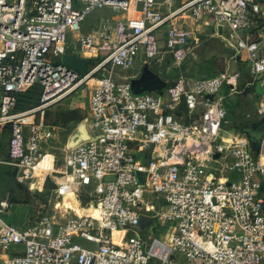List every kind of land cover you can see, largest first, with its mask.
<instances>
[{"label":"built area","instance_id":"obj_1","mask_svg":"<svg viewBox=\"0 0 264 264\" xmlns=\"http://www.w3.org/2000/svg\"><path fill=\"white\" fill-rule=\"evenodd\" d=\"M263 2L0 0V169L29 193H52L54 205L18 228L3 219L12 204L0 190L2 264H170L175 253L187 264H264V95L256 120L243 122H263L255 153L243 128H224L220 90L235 86L237 73L180 78L140 95L129 86L139 74L113 78L115 68L141 62V72L164 56L179 65L197 28L219 26L233 58L244 55L252 85L264 88V40L251 36ZM104 7L121 15L80 34L86 15ZM65 53L89 67L80 74L61 65ZM32 88L38 105L17 110ZM74 96L87 97V137L65 143L56 163L43 115ZM70 195L76 209H55ZM141 216L152 219L142 232Z\"/></svg>","mask_w":264,"mask_h":264},{"label":"rangeland","instance_id":"obj_2","mask_svg":"<svg viewBox=\"0 0 264 264\" xmlns=\"http://www.w3.org/2000/svg\"><path fill=\"white\" fill-rule=\"evenodd\" d=\"M116 15H121V12L114 13L107 7L95 9L86 15L84 20L81 22L79 33L92 34L99 29L105 18H111ZM187 23H189V21H187ZM261 26L264 28V20L262 21ZM75 35L76 34L70 32L66 33L68 44H75ZM193 38L194 40L188 51L186 59L179 65L173 64L170 57L164 56L162 60L156 59L148 64L149 66L147 67L168 84L176 83L180 78L193 80L204 79L218 75L226 70L230 73H237L238 78L233 89L231 90L228 86L223 85L220 90V96L223 98V106L227 112L226 119L224 121V128L227 132L234 131L238 129L237 126L239 124L246 120L245 116L247 114L252 117H256L258 100L264 95V88H261L258 83L252 85V78L248 73V63L246 59L242 57L243 55L233 58V51L225 42L227 34L221 27L210 26L197 28V31L193 34ZM64 55L74 56L69 53H65L62 56ZM62 56H60L59 63L66 66L63 62H61ZM89 64L90 62L87 66H85V68H88ZM141 65V62H138L133 70L115 68L113 78L116 79L117 76L135 77L139 74ZM66 67L69 68L68 66ZM34 95L35 94L32 93L28 94V99H30L29 104L25 105L19 103L21 106H25L18 110L24 111L36 107L38 105V101L36 102ZM86 101V97L74 96L51 105L44 112L43 123L54 127L56 137L52 146L54 147L53 152L56 155V163L61 161L62 146L65 143H69V141L73 138L72 135L74 131L78 130L83 121L81 119L79 122H64L60 120L59 117L63 113L73 111L78 112L81 118L84 119L87 116ZM138 182L143 184L144 176H139ZM5 186L6 187L3 193L9 195V201L11 203L27 205V211L29 213L28 222L32 221L33 216H35L37 212L41 211L42 208L45 207V209L48 210L50 208H54L52 193L47 191H36L33 194L29 193L22 185L15 182L11 174L10 180L5 183ZM15 211L17 212V220L22 217V221H25V216H20L16 207H11L7 212H9V215L14 216ZM6 218L7 217L4 218L3 216L4 220H6ZM26 225H28V223ZM77 242L84 247H92V244L85 241L78 240ZM150 263L157 264L155 260H151ZM0 264H2L1 260ZM170 264L187 263L180 253H175L174 259Z\"/></svg>","mask_w":264,"mask_h":264},{"label":"water","instance_id":"obj_3","mask_svg":"<svg viewBox=\"0 0 264 264\" xmlns=\"http://www.w3.org/2000/svg\"><path fill=\"white\" fill-rule=\"evenodd\" d=\"M61 62L80 74L84 73L85 66H87V64L89 63L88 60L80 59L77 56L66 55L61 57ZM129 86L132 93L135 95H140L144 92H156L160 94L163 89H165L167 84L156 73L149 70L147 66H144L137 78L129 80ZM208 99L211 100L212 97L208 96ZM262 123V120H258L250 122L243 127V131L247 134L251 148L255 153H257L258 151ZM80 129L81 130H79L78 135L70 140V145H76L80 140H84L87 137L83 124H80ZM217 157L218 155L216 154L214 158ZM44 187L47 190L53 189V186L50 185V182L48 180L44 183ZM151 221V218L141 216L138 222L139 230L142 232L146 227L149 226Z\"/></svg>","mask_w":264,"mask_h":264},{"label":"crops","instance_id":"obj_4","mask_svg":"<svg viewBox=\"0 0 264 264\" xmlns=\"http://www.w3.org/2000/svg\"><path fill=\"white\" fill-rule=\"evenodd\" d=\"M261 16H262V20H264V2L262 4V15ZM252 30H253V33L251 34V36L253 39L262 40V41L264 40V28L259 23H257V22L254 23V25L252 26ZM242 57L245 58L244 55ZM166 84H168V83L166 82ZM233 87H229V88L232 90ZM84 97H86V96H84ZM86 103H87V101H86ZM86 113H87V107H86ZM254 119L256 120V117L251 116V120H254ZM243 122H245V121H243ZM10 174H11L10 170L3 169V168L0 169V190H1V194H5V193H3L5 190V187H6L5 183H7L10 180ZM11 204H12V207H16V209L19 211L20 216H22V215L25 216V221H22V217H21V219L17 220V214H16L17 212L16 211L14 212L15 213L14 216L9 215L8 214L9 212L5 213L4 218L7 217L6 220L8 222L6 220L5 221L7 223L15 225L19 228H24L26 226V224L30 222V221L28 222L29 213L27 211V205L18 204V203H14V204L11 203ZM3 259H4V256L0 253L1 262Z\"/></svg>","mask_w":264,"mask_h":264},{"label":"trees","instance_id":"obj_5","mask_svg":"<svg viewBox=\"0 0 264 264\" xmlns=\"http://www.w3.org/2000/svg\"><path fill=\"white\" fill-rule=\"evenodd\" d=\"M262 21H263L262 19H258L257 23H259L261 25ZM31 93L35 94L34 98L36 99V102L38 101V95L39 94H38L37 88H32V89L26 91L25 93H23V94H21V95H19L17 97V104H16L17 110L20 109L21 107H24L26 104H29L30 99H28V94H31ZM19 103H22V104H25V105L21 106V104H19ZM59 118H60V120H62L64 122H71V121L72 122L73 121H78L79 122L81 119L83 120V118H81V116H80V114L78 112H73V111L63 113V114H61V116ZM244 126L245 125L243 123H241V124H239L237 126V128L240 129V128H243Z\"/></svg>","mask_w":264,"mask_h":264},{"label":"bare ground","instance_id":"obj_6","mask_svg":"<svg viewBox=\"0 0 264 264\" xmlns=\"http://www.w3.org/2000/svg\"><path fill=\"white\" fill-rule=\"evenodd\" d=\"M80 127L78 128V130L74 131L72 137L74 138L76 135H78L79 133ZM50 157H46L41 163L40 166H44L45 164H48ZM34 188V187H32ZM70 208L72 209H76L77 208V203L75 202V200L72 198V196H66L65 199L63 200L62 203L57 204V206H55V209L57 210H69Z\"/></svg>","mask_w":264,"mask_h":264}]
</instances>
